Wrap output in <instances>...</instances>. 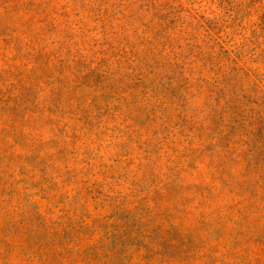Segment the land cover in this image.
<instances>
[{
	"label": "rangeland",
	"instance_id": "374dc122",
	"mask_svg": "<svg viewBox=\"0 0 264 264\" xmlns=\"http://www.w3.org/2000/svg\"><path fill=\"white\" fill-rule=\"evenodd\" d=\"M0 264H264V0H0Z\"/></svg>",
	"mask_w": 264,
	"mask_h": 264
},
{
	"label": "trees",
	"instance_id": "16d2710c",
	"mask_svg": "<svg viewBox=\"0 0 264 264\" xmlns=\"http://www.w3.org/2000/svg\"><path fill=\"white\" fill-rule=\"evenodd\" d=\"M263 147V146H262Z\"/></svg>",
	"mask_w": 264,
	"mask_h": 264
}]
</instances>
